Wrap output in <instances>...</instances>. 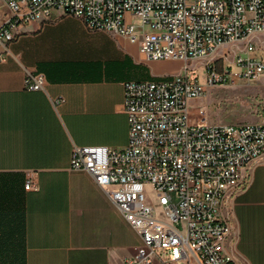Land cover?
Segmentation results:
<instances>
[{"label":"built area","instance_id":"built-area-1","mask_svg":"<svg viewBox=\"0 0 264 264\" xmlns=\"http://www.w3.org/2000/svg\"><path fill=\"white\" fill-rule=\"evenodd\" d=\"M0 1L11 12L0 26V60L18 26L49 21L60 10L89 30L141 40L147 60L181 62L162 80L125 81L127 144L75 146L70 166L91 176L139 236L140 244L121 264H236L225 248L231 232L227 208L249 186L253 167L264 156V57L255 54L252 41L264 33V0ZM240 42L230 62L235 71L229 63L216 71L217 50L226 48L219 54L225 58ZM194 59L204 60V81L190 65ZM233 76L262 78V118L208 124L199 107L190 120L189 101ZM23 84L41 90L45 77L26 71ZM146 185L156 196L157 210L147 202ZM24 188L37 186L27 182Z\"/></svg>","mask_w":264,"mask_h":264},{"label":"crops","instance_id":"crops-1","mask_svg":"<svg viewBox=\"0 0 264 264\" xmlns=\"http://www.w3.org/2000/svg\"><path fill=\"white\" fill-rule=\"evenodd\" d=\"M10 16L0 1V26ZM15 34L0 60V264H121L140 238L91 176L71 169L72 150L124 147L123 83L162 80L181 62L147 60L141 40L60 10ZM165 62L178 67L155 71ZM26 71L43 74L44 88L26 89ZM227 211L226 250L236 264H264V156Z\"/></svg>","mask_w":264,"mask_h":264},{"label":"rangeland","instance_id":"rangeland-1","mask_svg":"<svg viewBox=\"0 0 264 264\" xmlns=\"http://www.w3.org/2000/svg\"><path fill=\"white\" fill-rule=\"evenodd\" d=\"M137 20H135L136 22ZM252 41L255 45V54L258 57H264V33L254 35ZM240 42L237 47H229L228 55L225 58L219 57L226 48H219L215 53L216 71H221L228 63L232 61L233 52L239 51L242 46ZM234 49V51H233ZM166 61H170L166 59ZM158 64L155 71L159 73H172L178 67V64ZM203 59H194L190 65L195 67L199 80L204 81L205 71L201 67ZM235 67L232 66V72ZM178 71V70H177ZM176 71V72H177ZM175 73V72H174ZM263 80L258 78L254 81H242L235 76L226 84H217L207 86L205 94L202 97L194 98L189 101L191 110L190 120L196 116L199 107H203L206 112L205 123H233L241 124L244 122L258 121L263 114ZM147 202L155 206L157 210L156 196L150 186L146 185L144 190Z\"/></svg>","mask_w":264,"mask_h":264},{"label":"bare ground","instance_id":"bare-ground-1","mask_svg":"<svg viewBox=\"0 0 264 264\" xmlns=\"http://www.w3.org/2000/svg\"><path fill=\"white\" fill-rule=\"evenodd\" d=\"M229 65L233 66L231 63H230ZM233 71H234V70H233Z\"/></svg>","mask_w":264,"mask_h":264}]
</instances>
